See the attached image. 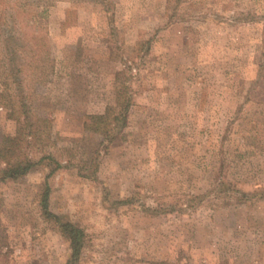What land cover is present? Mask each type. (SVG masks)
I'll list each match as a JSON object with an SVG mask.
<instances>
[{"label": "rangeland", "instance_id": "1", "mask_svg": "<svg viewBox=\"0 0 264 264\" xmlns=\"http://www.w3.org/2000/svg\"><path fill=\"white\" fill-rule=\"evenodd\" d=\"M109 1L0 0V78L13 27L21 83L0 85V148L21 132L36 163L2 180L0 160V264H67L40 202L54 169L81 264H264V200L240 202L264 194V0ZM121 87L133 106L110 143L87 117Z\"/></svg>", "mask_w": 264, "mask_h": 264}, {"label": "trees", "instance_id": "2", "mask_svg": "<svg viewBox=\"0 0 264 264\" xmlns=\"http://www.w3.org/2000/svg\"><path fill=\"white\" fill-rule=\"evenodd\" d=\"M102 1H103L102 4H104L105 8L107 7V11L109 12L110 9H112L111 1L109 0H102ZM183 1L184 0H178L179 3H183ZM45 5H47V3ZM47 9L48 7H43L42 12H41L42 16L47 14ZM261 17H263L264 19V15H262ZM252 18L254 19L252 20ZM243 19H245L248 22L250 21L252 22V21L257 20V17L255 15L249 14V17L247 16V18L245 15H243ZM238 20L241 21V18H239ZM7 33L9 35L7 37V46H8V49L11 51L10 53L11 56L8 55L7 47H6V54H5L6 62L4 61V64H3V68L5 67V69L2 73L3 77L0 78V85H5V86L6 85L8 86V84L10 83L11 79H13V77L15 78L17 77V73L14 70H12L7 64L10 60H13L14 57L16 56L17 49L14 47L12 48L11 44L13 43L12 40L16 39V34H18L17 29H14L13 27H9V29L7 30ZM263 42H264V38H263ZM25 53L26 51H24V53L22 52L23 58L25 57L24 55ZM260 67H261V70L264 71V50L262 52V59L260 62ZM22 68L24 69V67ZM13 80L15 84L17 85L21 84L16 79H13ZM127 91H128V88H124L122 90V87H121L120 91L117 93V102L114 106L107 107L106 111L103 114L89 115L87 117L88 124L94 129L102 131L104 133L105 141L109 140L110 143L118 139L117 136H114V131L119 130L117 128L121 124V122L123 124L126 123L129 111L131 107L133 106V99L128 96ZM3 98H4V93H0V105L2 104ZM23 105H24L23 101H21L20 108L21 107L23 108ZM15 114H16V110L11 113V116H15ZM21 137H22L21 132L19 133V136H16V137L9 135L6 139L5 146L3 148H0V160H2L6 166L3 169V174L5 177H3L2 180L3 179L4 180L13 179L14 180V179H18L21 176H25L30 171H32V169L34 168L36 164L29 157H23L22 142L25 139H21ZM54 172H55V169L51 171L50 175H52ZM50 175L47 176V179L50 177ZM47 179H46V182L41 192L40 202L42 206L43 215L47 218L53 219V221H55L58 224L62 236L65 237L67 241L69 242L70 258L67 264H81L80 259H81L83 249L85 247V238H86L85 231L81 227L69 221H64L61 216L54 214L50 210L49 200H50V194H51V187ZM256 196L258 199H260L256 201L264 200V194L250 195L246 193V195L244 194V198H242L240 202H248L249 200H253L249 197H256ZM245 197H248V198L246 199ZM181 210H182L181 206L178 209L176 206H172L166 211L170 213H180V212H183Z\"/></svg>", "mask_w": 264, "mask_h": 264}]
</instances>
